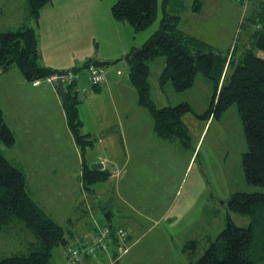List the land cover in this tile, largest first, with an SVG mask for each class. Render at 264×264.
Wrapping results in <instances>:
<instances>
[{"label": "rangeland", "instance_id": "rangeland-1", "mask_svg": "<svg viewBox=\"0 0 264 264\" xmlns=\"http://www.w3.org/2000/svg\"><path fill=\"white\" fill-rule=\"evenodd\" d=\"M80 1L82 3L91 2L89 6L86 5L88 14L78 8L77 3L80 2L77 0H51V3L41 11L37 23L38 30H36L42 51L40 62L44 60L47 64L64 70L71 67L79 68L75 66L81 64V61L96 57L112 46L115 40V32L104 22L112 17L111 5L116 0ZM212 1L206 0L204 3L206 6L198 16H194L190 9V7H194V5L191 6L192 2L187 1L188 8L187 11L181 12L179 28L207 43L215 50L226 54L228 53L227 49L236 38L237 27L242 14L244 17L251 13L257 14L259 7L264 6V0H248L245 5L239 4L237 0ZM249 3L252 5L249 6ZM161 5L159 1L154 22L146 30L133 35L134 41L139 44V47L158 29L163 17ZM72 6L73 10H71ZM25 8L26 0H0V32L15 30L20 27L25 21ZM234 14L236 15L235 24L232 21ZM225 18H227L226 21ZM30 26H34V24L31 23ZM34 27L36 28V25ZM244 36V31H241L240 40L237 42L238 52L233 55V59L242 53ZM247 40L245 39V41ZM244 44L245 49L248 41ZM71 50L75 52L72 55L70 54ZM256 54L264 59V53L257 51ZM230 56L229 54L228 57L230 58ZM115 66L117 67H112L120 70L122 77L128 75V68L125 63L118 62ZM148 66L150 95L153 104L158 109L175 107L181 103H187L191 107L193 112L186 113L182 118L191 138L190 146L186 149V146L181 147L178 141H173L159 147L149 141L147 149L152 150V153L143 161L140 159L138 161L130 160L127 167L131 175H128L135 176L136 181L130 188L139 189V192L144 194L145 201L147 196L146 203L154 204L158 201L159 206L158 209L154 207V209L149 210L147 204L145 208L144 205L135 204L137 207L146 209L149 218H142L141 216L144 214L142 211H130L133 220H139L140 223L139 227L133 228L135 234H133L131 241H135V244L129 243V249L122 252L121 249L118 250L120 256L113 263L194 264L207 248L209 239H214L216 234L225 226L226 214L228 213L226 204L229 197L235 192H260L261 188L247 185L243 176L241 158L247 147L235 106L230 107L218 120L202 118V114L208 109L214 95V86L211 81L202 75H197L194 85L184 92H175L169 82L163 85L162 91V86L159 84V74L164 67V58L159 57L149 62ZM86 71V69H82L81 73L87 75ZM228 72L229 69L226 71V75H229ZM224 77L225 75L222 76L221 82ZM22 78L15 66L0 75L1 108L7 105L4 101L5 95H8V101L14 102L15 108H20V94L22 93L20 82L23 81ZM24 82L27 88L31 89L29 82ZM41 88H48V85L43 84ZM78 96L79 100L83 98L81 94ZM58 100L61 105L59 97ZM31 102L29 97L28 103ZM39 104L45 105L46 111L50 114L53 124V140H59L55 143L52 141L54 150L52 147H48L47 154L51 155L54 152L52 156L57 154H61L63 157L65 155L70 156V162L46 164L48 167L59 165L61 170H67L64 175L57 171L58 176L66 178L68 172L74 167V160L71 157L70 145L64 141L63 121L60 119L54 93L47 89L45 99L40 100ZM30 108L34 109L33 106ZM86 108L88 106L85 103L82 108V116L86 117L85 120L88 124L85 123L90 127L89 123H92L93 117H88ZM95 123L93 127L96 128L100 123L98 121ZM204 126L206 128L203 131ZM30 134L32 142L36 138L34 144L42 142V137L51 138V132L42 137L38 136V131H32ZM34 149L38 154L45 155L44 147L34 145ZM1 151L6 157L16 162V155L22 161H27V149L23 146H17L15 151L1 147ZM101 155L104 156V154ZM95 161V163H99L97 159ZM22 163L23 166L21 165V167L24 172L28 169L33 171L32 168L36 166L32 163ZM75 170H78L77 165ZM113 170H116L115 174H118L120 167L115 166ZM51 175H54L53 171H51ZM25 176L29 182V176L26 175V172ZM110 182L116 188L117 180L114 179ZM36 198L42 205V201H44L42 196L37 195ZM120 207L121 203H118L117 208ZM229 214L236 226H248V217L230 212ZM114 221L113 226L125 227L126 225V221ZM16 222L14 221L13 225L7 228V231H0V258L23 251L28 243L34 239L32 234L21 224L18 223L19 225L16 226ZM189 241H197V249L194 255L188 249L189 245L186 242ZM186 248L188 250H184ZM65 256L66 253L64 252V258H67ZM67 263L70 262L67 261Z\"/></svg>", "mask_w": 264, "mask_h": 264}, {"label": "trees", "instance_id": "trees-1", "mask_svg": "<svg viewBox=\"0 0 264 264\" xmlns=\"http://www.w3.org/2000/svg\"><path fill=\"white\" fill-rule=\"evenodd\" d=\"M159 1L162 4L163 17L158 29L141 47L132 48L123 57L129 66L128 75L136 90L138 105L150 115L157 138L166 142L178 141L181 147L186 146L187 149L191 138L182 118L186 113L193 111L187 103L161 109L153 104L148 63L159 57L164 58L165 65L159 75V84L163 88V85L169 82L175 92L190 89L197 75L206 77L213 83L214 95L202 118L218 120L230 107L235 106L247 147L241 158L243 176L247 185L261 188L260 192H235L229 197L225 226L214 239H209L207 248L194 264L264 263V59L256 54L257 51L264 53V6L259 7L257 14L251 13L243 18L235 38L236 42L226 54L179 28L180 17L176 10L181 0H116L111 6V16L115 21L126 23L134 32L140 33L156 19ZM50 2L51 0H26V16L22 25L15 30L0 32V73H5L15 66L23 78L33 86L34 80H42L39 84L41 85L45 83V78L53 74L72 72L77 77L82 69L88 72L93 62L91 60L79 68L63 71L52 70L39 63L37 23L41 10ZM195 5H199L198 1ZM32 22L36 28L30 26ZM241 31H244L248 45L244 49L245 44H242V53L233 59V55L238 52L237 41L240 40ZM117 61L119 60L112 63ZM228 69L229 75H226ZM223 75L225 77L221 82ZM52 84L56 86V83ZM90 85L95 92L99 91L100 85ZM75 86L76 80L71 84L64 82L66 93L65 103L62 105L66 127L82 158L81 188L95 197V186L109 179L110 167L105 156L98 158L99 162L105 161L102 170H92L91 164L84 160V153L92 147L94 140L89 134L83 133V123L78 111L79 92ZM15 142V134L7 125L0 108V146L3 149H11ZM1 147L0 231H7V228L17 221L34 239L23 251L1 257L0 264H53L56 248H63L65 253L77 247H82L83 251L88 238L98 234L100 229L109 231L105 237V248L98 246L95 257L82 253L78 261L71 262L66 255L65 261H69L68 264H85L88 261L103 264V254H110L109 262L117 264L113 262L120 256L118 250L121 249L122 252L129 249L128 231L124 227L96 224L84 239L68 246L66 230L38 204L27 185L21 163L6 157ZM229 212L248 217V226H236ZM119 230L123 232L122 237L118 235ZM189 242H186L188 249L194 255L197 241Z\"/></svg>", "mask_w": 264, "mask_h": 264}, {"label": "crops", "instance_id": "crops-1", "mask_svg": "<svg viewBox=\"0 0 264 264\" xmlns=\"http://www.w3.org/2000/svg\"><path fill=\"white\" fill-rule=\"evenodd\" d=\"M187 1L192 2L191 6H193L196 1L199 3V5H195L193 8L190 7L194 16H198L206 6V4L204 5L206 0H181V2H179V6H177V10L174 8L177 14H179V22L181 21V12L187 11ZM209 1L213 2L212 0ZM223 1L228 2L229 0ZM77 2H80L77 3L79 5L78 8L88 14L89 11H87L86 5L89 6L91 2L86 1L85 3H82L80 0H77ZM250 5L252 4L249 3V6ZM71 10H73V6L71 7ZM87 14L85 15L87 16ZM24 16H26V14H24ZM243 18L244 15L242 14L240 22L243 20ZM226 19L227 18H225V21ZM232 21L234 24L236 23L235 14L232 16ZM104 23H107L106 25H108L110 29L114 30L115 40L112 46L107 49V51L98 54L96 57L87 59L91 61L100 60L111 62V64L104 69L107 74V81L99 86L98 92H95L87 79V75L79 72L75 86L79 94L83 95V98L79 100L78 104L79 116L83 123V133L89 134L94 140L91 149H86L84 153V160L87 164H92L96 162V159L99 161L98 158L103 156L101 154H104L110 163H108L110 167V177L106 182L95 186V197L91 194H88L81 188L80 178L82 172V158L80 150L76 146L74 139L66 127L63 105H60L58 97L60 100L61 98L59 95L57 97L58 93L56 92L57 89L54 84L43 83L48 85V88H41L43 84L39 86H31L30 83H28L31 86V90L30 88H27L24 82L26 80L22 78L23 81L20 82V88L22 89V93L20 94V108H15V105H13L14 102L11 100L8 101V95H5L4 98V101L7 104L6 107H0L3 111L7 125L15 134L16 142L11 148L12 151H15L17 146H23L27 149V161H22L16 154L15 159L18 163H21L22 166V162L36 165L32 168L33 171L29 169L25 171L26 175L28 174L29 176V182H27V185L34 197H37L38 195L42 196L44 199L41 205L38 202V199L35 197L36 201L44 210V212L64 227L67 232L66 237L68 239V246L69 244H76L84 239L96 226V224L102 226L112 225L115 222L114 220H119V222L126 221L124 228L129 233L131 245H134L135 241H131L133 234H135L133 228L139 227L140 223L139 220H133L134 218H132L130 211H142L144 212L143 216L140 214L138 215L142 218H149L146 213L147 210L144 209L145 205H149V210H151L154 209V207L158 209L159 203L158 201L155 202L157 204H151L150 202L146 203L147 196L145 201L144 194L139 192V189L133 190L130 188L131 185L136 181L134 179L135 176L131 177L128 175L130 173L127 166L129 165L130 160L134 159L135 161H138L140 159V161H143L144 158L152 153V150L147 149V144L149 141H152L156 146L159 147H163L165 143H172L157 138L152 128L150 115L145 109L138 105L137 93L130 82L129 75L122 77V72L120 70L114 69V67H117L115 65L118 62H122L127 65L129 72V66L123 57L132 48L139 47V44L135 43L133 37L136 32H134L132 27H130L128 24L119 23L112 17L108 18V21ZM239 25L237 27L238 31ZM245 39L246 36L243 39V44ZM235 42L236 41L234 39L232 44ZM38 49L40 52V59H42V51L39 39ZM73 53L75 52L71 50L70 54L72 55ZM40 59L39 63L44 67L58 71L64 70L59 69L60 67H54V65L47 64L44 62V60L40 62ZM87 59L81 61L82 63L75 67H80L83 65V63L88 61ZM116 60L119 61L113 64L112 62ZM70 69H73V67ZM86 73L88 72L86 71ZM2 74L4 73H0V75ZM163 88H161L162 91ZM47 89L51 90L56 97L60 119L63 121L65 136L64 141L70 145L72 151L71 157L74 160V167L68 172L66 178L58 176V173L64 175V172H67V170H61L59 165L48 167L46 164L70 162V156L65 155L63 157L61 154L52 156L54 152H52L51 155L47 154V148L52 147L54 150V143L59 141L53 140V124L50 119L49 112L46 111L47 108L45 105L39 104L40 100L45 99V91ZM31 92H33V95H31ZM29 97L32 100L31 103H28ZM85 103L88 106V108H86L88 110V117H93L92 123H89L90 127L86 125V117L82 116V108L84 107ZM31 106H33L34 109H31ZM96 121H98L100 124L95 128L93 126L96 124ZM205 128L206 126H204L203 131ZM32 131H38V136L40 137H42L44 134L45 136L49 135V132H51V138L42 137V142L39 144H34L36 138H34V142H32L30 139V132ZM27 141L29 142L28 144ZM52 141H54V143H52ZM34 145L44 147L45 155L38 154L34 149ZM42 164L45 165L42 166ZM76 165L78 166V170H75ZM115 166L120 167L118 174H115L116 170H113ZM51 171H53L54 175H51ZM114 179L117 180L116 188L115 185L110 182ZM75 183L77 185H74ZM118 203H121V209L117 208ZM135 204L144 205V208L137 207ZM15 224L16 226L19 225L17 222ZM109 259L110 254H103L101 257L103 264L110 263ZM88 262L85 264H93L92 261ZM53 264H68L64 258L63 248H56L54 250Z\"/></svg>", "mask_w": 264, "mask_h": 264}, {"label": "built area", "instance_id": "built-area-1", "mask_svg": "<svg viewBox=\"0 0 264 264\" xmlns=\"http://www.w3.org/2000/svg\"><path fill=\"white\" fill-rule=\"evenodd\" d=\"M237 2L239 4L245 5L248 2V0H237ZM76 78L77 77L72 72H66L63 75L53 74L52 76L45 78L43 82L52 84V83H56L57 79H62L63 83L66 82L71 84L74 80H76ZM87 79L90 84L102 85L107 81V74L103 68H96L90 66L87 73ZM41 82L42 80L37 79L33 81L32 85L37 86ZM100 163H102L103 166H105L104 160H102ZM108 232L109 231L107 229H100L98 231V234L91 235L88 238L89 241L84 245L83 251L81 250L82 247L69 249L68 252L66 253L67 257L70 259L71 262L78 261L82 253H84V255L89 254L91 257H95L96 253L99 250L97 249L98 246L101 245L103 248H105V237L108 235ZM118 235L122 237L123 232L119 230Z\"/></svg>", "mask_w": 264, "mask_h": 264}, {"label": "water", "instance_id": "water-1", "mask_svg": "<svg viewBox=\"0 0 264 264\" xmlns=\"http://www.w3.org/2000/svg\"><path fill=\"white\" fill-rule=\"evenodd\" d=\"M111 64V62L108 61H100V60H94L92 62V66L93 67H97V68H105L108 67ZM56 87H57V91L58 94L61 98L62 103H65V88H64V84L62 79H57L56 82ZM90 168L92 170H102L104 168L102 163H93L90 165Z\"/></svg>", "mask_w": 264, "mask_h": 264}, {"label": "clouds", "instance_id": "clouds-1", "mask_svg": "<svg viewBox=\"0 0 264 264\" xmlns=\"http://www.w3.org/2000/svg\"><path fill=\"white\" fill-rule=\"evenodd\" d=\"M92 66V65H91ZM93 67V66H92ZM97 68V67H96ZM103 69H105V68H103ZM78 78V77H77ZM64 84V83H63ZM100 163V162H99Z\"/></svg>", "mask_w": 264, "mask_h": 264}]
</instances>
